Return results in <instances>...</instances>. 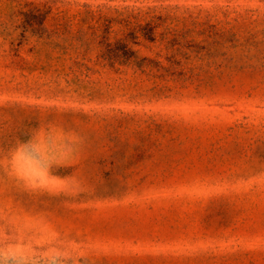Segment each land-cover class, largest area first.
Wrapping results in <instances>:
<instances>
[{
	"label": "rangeland",
	"instance_id": "1",
	"mask_svg": "<svg viewBox=\"0 0 264 264\" xmlns=\"http://www.w3.org/2000/svg\"><path fill=\"white\" fill-rule=\"evenodd\" d=\"M0 264H264V0H0Z\"/></svg>",
	"mask_w": 264,
	"mask_h": 264
}]
</instances>
